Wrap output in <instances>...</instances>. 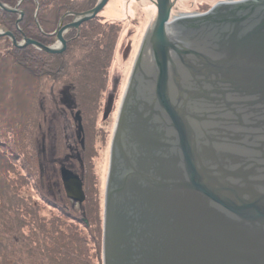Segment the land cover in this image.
Instances as JSON below:
<instances>
[{
  "label": "water",
  "instance_id": "95a60500",
  "mask_svg": "<svg viewBox=\"0 0 264 264\" xmlns=\"http://www.w3.org/2000/svg\"><path fill=\"white\" fill-rule=\"evenodd\" d=\"M107 2L59 28L54 47L0 37L60 54L62 35ZM175 2L153 0L118 109L103 264H264V0L186 17ZM61 183L84 202L77 176L62 171Z\"/></svg>",
  "mask_w": 264,
  "mask_h": 264
},
{
  "label": "trees",
  "instance_id": "16d2710c",
  "mask_svg": "<svg viewBox=\"0 0 264 264\" xmlns=\"http://www.w3.org/2000/svg\"><path fill=\"white\" fill-rule=\"evenodd\" d=\"M0 3L7 9L17 10L12 13L0 9L1 29L9 32L17 43L28 39L50 47L56 43L54 33L59 28L70 24L75 15L92 10L98 0H0ZM20 13L22 17L17 23ZM119 34L118 22H103L97 15L83 22L78 29H70L62 35L66 45L60 54H48L33 46L18 49L12 46L9 38L0 37L6 48L3 56L11 61V72L19 74L26 86L36 89L43 84L49 86L50 93L59 86L66 88L69 93L66 107L76 127L78 142L75 156L72 153L76 150L72 149L60 158L63 140L54 124L47 136L42 134L40 152L35 136L31 137V134L24 149L35 147L32 155L24 152L20 157L16 152H9L11 149L4 151L0 147V264H4L3 261L6 264H101L103 232L99 210L90 205V198L87 200L86 196L82 204L67 199L61 177L62 171L70 176L76 175L86 186L83 122L87 119L84 113L88 111L90 115V107H96L95 102L105 97L103 94ZM115 94L119 100V94ZM5 95L6 101L11 102L10 91ZM115 96H112L113 102ZM13 99L18 107L22 104L21 98ZM0 106V137H12L16 125L23 124L16 117L5 115L7 108L12 110L11 103ZM38 112L42 115L38 119L49 124L47 120H51V114L47 108ZM108 115L104 111L102 120L106 121ZM29 129L31 124L24 129V136L29 135ZM2 143L6 145L0 141ZM75 160L80 164L76 173L71 169L75 168ZM22 189L29 196H24ZM31 192H34L35 199L30 197ZM43 211L51 218L41 216ZM6 249L8 255L3 252Z\"/></svg>",
  "mask_w": 264,
  "mask_h": 264
},
{
  "label": "rangeland",
  "instance_id": "374dc122",
  "mask_svg": "<svg viewBox=\"0 0 264 264\" xmlns=\"http://www.w3.org/2000/svg\"><path fill=\"white\" fill-rule=\"evenodd\" d=\"M233 1L237 0H176L172 12L180 17H186L193 14L206 13L217 3ZM155 12L156 9L153 0H108L105 7L98 13V16L103 22H118L120 24V34L109 70L106 92L103 94L105 97L95 102L96 107H90L92 108L89 111L91 112L90 115H88V111L84 113L85 120L87 119V121H91L92 123L87 121L83 122L85 142L84 161L86 165L84 177L86 178V186H83L82 184V188H84L83 192H85L84 196H86V199L88 200V198H90V200H88L90 205L93 207L94 205L97 206L99 210L98 216H100L102 221V232L104 190L108 172L110 142L120 102L135 60L136 51L147 27L148 16ZM0 32L5 31L0 28ZM54 46H56V43L50 47ZM5 54V43L2 41L0 42V95L4 96H0V98H3L4 101L0 99V104L3 105L5 102L11 103L12 110L11 107L10 110L7 108L5 115L16 117L23 125H16V132H12V137L11 135L8 137H0V141L6 142V145L3 143L0 144V147L4 151L11 149L9 152H16L20 157H22L21 153L24 152H27V155H32L35 147L31 146L27 148V151L24 149V144L29 140L31 134V137L35 136V143L36 145L38 144L37 151L40 152V139L42 134L46 133L45 136H47L50 130L53 129L52 125L55 124L58 127L56 130L59 131L60 139L63 140L60 143V158L68 153V150L70 151L72 149L76 150H72V154L75 156L77 154L78 142L76 141V127L74 126L69 110L66 107V105L68 106V103H66V95L69 96L68 91H65L66 88L59 86L54 93H50L49 86L43 84L41 85V88L38 87L35 89V87H31L30 89L28 85H25L23 78L19 74H16V72L13 71L11 72L12 66L11 69L9 67L11 61L3 56ZM8 91H10L11 102L10 100L6 101L5 99V94ZM18 93H21L23 97L19 96ZM115 93L119 94V100ZM112 96L116 97V99L114 97V102L112 101ZM13 97H16L17 99L21 98L19 100L22 104L19 107ZM108 97L109 99L106 101V98ZM110 106H112V112L110 111ZM43 108H47L48 112L51 114V120H47V122L50 123L46 125L42 122L43 119H38L39 117H42L38 110H43ZM104 111L105 115L109 113L106 121L102 120ZM28 124H31V129H29V132L27 133L29 135L24 136V129L28 127ZM45 136L44 138H46ZM11 138H14V142H11ZM19 142H23V144H18ZM74 165L75 168L71 167L72 172H77L80 164L75 160ZM21 192H23L22 194L24 196H29L25 194L24 189H22ZM31 193L32 195L30 194V197L33 196V199H35L36 196L34 195V192ZM41 216L46 218L48 216V218H51L50 214L46 211L41 212ZM26 231L27 229L24 228V232ZM28 233L29 232H26L25 234ZM3 252L5 255H8L7 249ZM3 263L6 264L4 261ZM9 263L11 262H7V264ZM101 264H103L102 247Z\"/></svg>",
  "mask_w": 264,
  "mask_h": 264
},
{
  "label": "bare ground",
  "instance_id": "6f19581e",
  "mask_svg": "<svg viewBox=\"0 0 264 264\" xmlns=\"http://www.w3.org/2000/svg\"><path fill=\"white\" fill-rule=\"evenodd\" d=\"M176 3V2H175ZM67 25H69V24H67ZM66 26V25H65ZM57 32V31H56ZM56 32L54 33L55 34V39H56ZM56 43H57V40H56ZM58 44V43H57Z\"/></svg>",
  "mask_w": 264,
  "mask_h": 264
}]
</instances>
